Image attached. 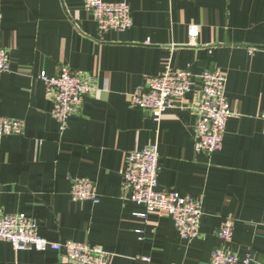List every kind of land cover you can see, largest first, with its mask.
I'll return each instance as SVG.
<instances>
[{
    "label": "crops",
    "instance_id": "crops-1",
    "mask_svg": "<svg viewBox=\"0 0 264 264\" xmlns=\"http://www.w3.org/2000/svg\"><path fill=\"white\" fill-rule=\"evenodd\" d=\"M124 1L132 25L99 30L83 0H0V117L23 122L20 135L0 138V208L23 213L38 234L110 253L108 264H209L224 247L250 264H264V0ZM198 28L189 37V26ZM193 75L190 92L153 120L133 109L128 94L165 65ZM92 80L93 92L64 130L39 76L60 67ZM219 68L232 116L222 149H194L198 76ZM156 144L158 189L198 200L199 234L183 239L173 219L145 212L129 198L124 170L130 152ZM86 178L99 202L70 197L72 180ZM234 221L233 237H217ZM147 258V259H146ZM0 264H68L62 252L16 251L0 241Z\"/></svg>",
    "mask_w": 264,
    "mask_h": 264
},
{
    "label": "built area",
    "instance_id": "built-area-1",
    "mask_svg": "<svg viewBox=\"0 0 264 264\" xmlns=\"http://www.w3.org/2000/svg\"><path fill=\"white\" fill-rule=\"evenodd\" d=\"M83 7L92 14L102 32H123L132 25L131 10L124 2L105 0H83ZM189 37L197 36L198 28L189 26ZM9 68V55L0 48V73ZM45 85L47 98L53 104L52 118L64 130L67 120L77 114L86 97L92 94L90 77L68 67H60L51 77L40 75ZM193 75L187 69H174L169 64L154 76H149L145 84L137 86L128 94L131 108L149 112L155 121L165 112L175 108L191 90ZM199 99L193 110L197 120L195 124L194 149L198 153L214 154L222 149L224 134L232 112L225 95L226 76L219 68L205 70L198 76ZM23 122L0 117V138L20 135ZM159 153L156 144L128 154L124 170V187L129 198L142 205L145 212L136 214L146 217L152 213H164L173 219L179 235L192 240L199 234L202 207L198 200L190 196H181L173 191L158 189ZM70 197L73 201L99 202L96 187L86 178L72 180ZM234 221L226 218L221 222L217 237L223 243H229L233 237ZM0 241L9 243L16 251L34 249L44 252L53 250L62 252L68 264H108L110 253L84 243L66 241L50 242L38 234L33 220L23 213L6 214L0 208ZM147 259V258H146ZM249 254L239 257L224 248H215L209 264H250Z\"/></svg>",
    "mask_w": 264,
    "mask_h": 264
}]
</instances>
